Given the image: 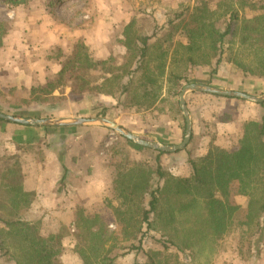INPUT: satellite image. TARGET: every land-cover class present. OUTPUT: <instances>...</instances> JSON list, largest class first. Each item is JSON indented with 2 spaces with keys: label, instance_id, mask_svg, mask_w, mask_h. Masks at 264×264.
<instances>
[{
  "label": "trees",
  "instance_id": "obj_1",
  "mask_svg": "<svg viewBox=\"0 0 264 264\" xmlns=\"http://www.w3.org/2000/svg\"><path fill=\"white\" fill-rule=\"evenodd\" d=\"M188 12L189 9L181 12L178 15L181 23L174 26L183 34L184 42H176V45L184 50L180 60L186 68L214 64L215 73L226 61L241 73L243 81L246 75L264 81V0H222L215 8L204 4ZM0 26L1 46L4 33ZM131 26L128 24L125 28L124 41L130 62L120 67L121 74L115 73L117 67L110 65L104 71L110 78L103 83L113 79L107 94L124 96L118 105L141 112L156 106L162 93L160 80L166 67L176 61L177 49L172 44L175 35H166L167 45L162 43L156 55L155 51L148 53L150 37L147 36L140 37V47L134 49L129 38ZM69 49L59 47L53 53L43 50L44 61L56 62L59 70L47 75L44 83L32 87L27 92L28 98L22 100L24 105L44 106L47 116H52L51 110L58 106L55 104L58 98L53 95L56 90L64 93L69 89L73 97L95 89L104 91L99 85L104 77L86 45L77 42ZM147 56L149 62H157L155 71L149 69ZM137 75L141 76V81L135 86ZM183 80L189 83L188 79ZM178 94L179 91L173 93ZM0 98L7 100L1 91ZM8 102L0 111L8 113L7 110L17 108L10 100ZM106 111L95 116L105 117ZM118 137L128 142L121 135ZM136 147L149 155L140 161L114 162L112 197L106 200L104 210L87 214L80 209L75 217L73 237L80 264H112L119 256L132 251H141L146 258L143 262L136 258L134 264H214L229 227L243 222L254 224L258 237L252 250L259 256L264 233V116L260 123L244 124L243 134L232 149L211 143L205 155L190 158L193 171L190 177L165 171L160 162L162 152ZM18 157L14 154L2 159L7 165L0 178V222L3 225L0 250L9 253L8 236L13 244L18 246L23 242L30 247L29 264H55V257L62 251V239L69 232L63 227L44 237L40 221L21 215L26 212L31 197L22 190L23 175ZM238 197L246 198L247 204L237 203ZM239 214H246V220L237 219ZM111 223L116 230L109 229ZM152 232L159 234L157 242L164 250L145 248L147 238H156Z\"/></svg>",
  "mask_w": 264,
  "mask_h": 264
},
{
  "label": "crops",
  "instance_id": "obj_2",
  "mask_svg": "<svg viewBox=\"0 0 264 264\" xmlns=\"http://www.w3.org/2000/svg\"><path fill=\"white\" fill-rule=\"evenodd\" d=\"M15 5L18 14L21 7L25 6L22 0H16ZM6 6L13 7L10 3H6ZM14 12L12 10L11 14ZM11 14L7 15L10 17ZM1 20L0 23L2 24ZM19 20H25L23 13L17 18V25L22 24L18 22ZM14 36L20 39V42L16 43V49L20 51V54H18L20 56V64L18 63V57L13 55L15 54V46L12 43L7 48L12 50L13 53L4 55V58H6L4 60L5 66L2 68V74L0 75V91L6 95L7 99V102H4L5 105H9L8 100L15 97L21 99L23 103L22 100L26 99V96L28 98L27 92L32 87L44 83L45 80V78L42 80L41 77L35 79L29 74L30 69H28V73L24 72L25 51L31 50L32 53L35 52V46H30L25 41L24 35H19V32L14 34L10 30L6 31L0 49L4 47L5 40H13ZM157 36L147 35V37H150L148 45ZM36 48V51H38L40 46H36ZM35 61L36 59L34 58L30 61L33 66L32 72L33 74H39V71H41L39 59L37 58L36 72ZM46 70L47 76L55 73L59 68L53 72H51L52 69L50 67H47ZM167 70H169L168 66L166 67ZM214 71L209 73L208 77L210 79L207 81L190 82L189 80V83H205L221 89H233L228 84L231 81H238V90H243L240 87L243 82L242 75L232 63L224 61L216 69L215 73ZM224 73L231 74L233 78L230 79L228 75H225L227 79L223 82L212 78L213 74L224 76ZM182 85H186L184 80ZM53 95L58 99L61 97L64 101L68 99L77 100L76 97L69 94V89H66L64 93L56 90ZM87 96L89 98L88 93L78 99L84 101L88 99ZM164 98H166V93L163 87L156 106ZM119 100H124V96L119 97L117 93L111 95L101 92V94L95 95V101L102 105L96 112L100 113L108 107L119 109L122 106L118 105ZM11 103L14 102L11 101ZM186 104L192 121L191 139L184 149L172 153L162 152L163 154L160 156L161 166L165 171L170 172L174 176L184 178L190 177L193 172L189 162L190 158L205 155L211 143L226 149H232L243 134L244 124L249 121L260 123L264 116V106L261 103L202 92L188 93L186 95ZM156 106L146 111H156ZM34 108L47 110L44 106ZM178 109L180 115L177 114L171 120L165 117L163 120V116H160V130L156 131L139 126L138 128H129V131L140 135L145 140H148V137H152L164 144H179L183 139L185 130L184 117L179 107V94ZM106 110L105 117L109 119L108 109ZM51 112L52 116H36V118L73 117L66 116L64 109L59 105L54 106ZM123 112L126 113L127 111ZM84 117L90 118L91 116ZM113 120L117 121L115 118ZM119 124L126 128L124 124ZM46 128L0 120V178L7 165L4 161L2 162V159L8 155L17 154L20 157L18 158L22 167V190L31 197V202L27 206L26 212H21V215H27L31 221H40L41 217H43L44 220L40 221L43 234H55L63 227L67 228L69 233L62 239L63 251L61 252V259L70 263L80 264V258L75 249L76 239L73 237L75 231L74 222L78 211L84 209L85 213L91 214L95 210H104L105 207L103 206H105L106 200L112 197L111 185L116 173L114 162L140 161L149 154L144 149H138L136 146L139 145L132 141H122L118 137L119 134H115L114 131L105 127ZM168 133L173 134V140H170L169 143L164 141V137L167 138ZM122 151L124 152V157H121L123 155ZM1 227L3 225L0 222Z\"/></svg>",
  "mask_w": 264,
  "mask_h": 264
},
{
  "label": "rangeland",
  "instance_id": "obj_3",
  "mask_svg": "<svg viewBox=\"0 0 264 264\" xmlns=\"http://www.w3.org/2000/svg\"><path fill=\"white\" fill-rule=\"evenodd\" d=\"M221 1L222 0H22L25 6L21 7L18 14L15 4H12L13 7H9L6 6V2L0 0V19H2L1 21L3 22L2 24L0 23V25H2L3 33H6L8 30L12 31L14 34L19 32V35H24L25 41L30 46H35L34 53H32L31 50H26L24 55V59H26L24 63V72L28 73V69H30L29 74L35 79L41 77V79L44 80L47 74V67L52 69L51 72L60 67L56 62H49L47 64V62L44 61L45 51L47 53H53L59 47L64 50L68 47L71 49V46L75 43L83 42L90 54L97 61V65L101 72L100 75L104 77V79L99 82V85L104 90L103 93H107L106 91H108L113 81L112 79L109 83H103L106 78H110V75L104 73V71L110 65H114V67L118 69L115 73L121 74L123 71L120 67L130 62V57L127 55V48L124 45V41L127 38L125 28L128 24L132 25L129 38L132 40L131 45L134 49L140 47V37L158 35L149 45V54L155 51L156 55L162 43L163 45H167L164 41L165 38L167 39L166 35H175L172 44L177 49L175 53L176 61L171 64L169 70L165 71L163 80H160L162 89L164 87L166 98L157 104L156 109L158 111H146L149 113L145 111L136 112L134 108H127L125 105H122L119 109H113L112 107L106 108L109 112V119L114 121L113 119L115 118V120H117L115 122L124 124L127 130H130L129 128H138L142 126L157 131L160 130V116H163V120L164 117L171 120V118H174L177 114L180 115L178 110V96L173 95V93L175 91L180 92L183 86V78L190 80V82L207 81L210 79V77H208L209 73H212L215 69L214 64L211 66L189 65L187 68L184 66L180 60L182 54H184V50L176 45V42H184V38L182 37L183 34L176 29L177 27H174L181 23V19L178 18V15L186 9H189V14L194 6H202L204 4H207L211 8H215L217 3ZM12 10L15 12L11 14ZM9 13L11 14L10 17L7 15ZM22 13L25 20H19L18 22L22 24L17 25V18L20 17ZM11 22H13V24H11ZM14 37L13 40H5L4 47L0 49V75L2 74V68L5 66L4 60L6 58H4V55L13 53L12 50L7 48V46L12 43L15 46V54L13 55L18 57V63L20 64V56H18L20 51L16 49V43L20 42V39H17V36ZM36 46H40L38 51H36ZM43 50H45L44 53ZM33 58L36 59L34 62L35 72L36 64H38L37 58L39 59V65L41 67L39 74H33L32 72L33 66L30 61ZM145 61L149 65L150 70H156L158 66L156 61L149 62L148 56L145 58ZM220 75H222V73H220ZM225 75H228L230 79L233 78L232 75L228 73H224V76L213 74L212 78L223 82L227 79ZM245 77L246 79L243 81V76H241L243 81L240 85L243 89L241 90L242 92L251 95H261L264 93L263 80L255 76L246 75ZM140 81L141 76L137 75L134 81L135 86H137ZM125 82L126 79L124 80V83ZM237 83L238 81H231L228 85L235 88L236 91H240L238 90ZM135 93L137 94L139 91H135ZM97 94L99 95L101 92L95 89L88 93L89 98L87 96V100L82 101L78 99L79 96L76 97L77 100L68 99L64 101L60 97L55 103L64 109V113L67 114L66 116L94 117L97 114L96 110L102 107V105L95 101V95ZM0 101H2L0 102V108L7 107V105L4 104L6 101L5 99L0 98ZM10 101H13V105L17 108L15 110L6 109L8 112L6 114H17V116L32 118H36V116L45 117L47 115L44 109L28 107L17 97L10 99ZM127 101L128 100H125V103H128ZM24 107L26 110H24ZM123 111L127 112L124 113ZM114 133L117 134L116 132ZM167 135V138L164 137V141L169 143L170 140H173V134L168 133ZM147 139L150 141L157 140L152 137H148ZM122 154L121 157H124L123 151ZM236 201L244 205L247 204L246 198L244 197H238ZM245 218L246 214L237 215V219L241 221ZM42 219L44 220V218L41 217V222ZM110 225L113 226L111 227ZM110 225L109 229L111 231L117 229L113 223ZM254 230L255 227L253 223L246 225L243 222V224H237L233 227L230 226L219 245V258H216L214 264H264V233L262 238L263 244L260 246V254L256 256L252 249L258 235L254 233ZM42 234L41 232V235ZM152 235L156 238H147L144 244L145 248L164 250L161 244L157 242L159 234L152 232ZM43 236L48 237L49 233H45ZM13 243L14 241L7 236V244L10 249L8 254H4V251L0 250V264H29V253L32 251L30 247H27V244L23 242H19L18 246ZM62 251L55 257V264H74L61 259ZM167 252L172 253L170 250ZM166 254L168 255V253ZM136 258L141 262L146 259L141 251H132L119 256L112 264H134Z\"/></svg>",
  "mask_w": 264,
  "mask_h": 264
},
{
  "label": "water",
  "instance_id": "obj_4",
  "mask_svg": "<svg viewBox=\"0 0 264 264\" xmlns=\"http://www.w3.org/2000/svg\"><path fill=\"white\" fill-rule=\"evenodd\" d=\"M191 92H202L224 97H233L252 101L254 103H264V93L261 95H251L242 91L221 89L205 83H188L179 92V107L184 117L185 130L182 141L179 144H164L158 141H148L133 133L120 124L106 117H48L32 118L0 112V120L39 127H77V126H101L110 129L125 139L132 141L136 145L157 150L160 152L172 153L184 149L189 143L192 135V121L186 104V95Z\"/></svg>",
  "mask_w": 264,
  "mask_h": 264
},
{
  "label": "built area",
  "instance_id": "obj_5",
  "mask_svg": "<svg viewBox=\"0 0 264 264\" xmlns=\"http://www.w3.org/2000/svg\"><path fill=\"white\" fill-rule=\"evenodd\" d=\"M111 227L113 226V225H110Z\"/></svg>",
  "mask_w": 264,
  "mask_h": 264
}]
</instances>
